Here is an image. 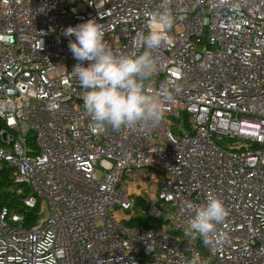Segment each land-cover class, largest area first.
Masks as SVG:
<instances>
[{"label": "built area", "instance_id": "1", "mask_svg": "<svg viewBox=\"0 0 264 264\" xmlns=\"http://www.w3.org/2000/svg\"><path fill=\"white\" fill-rule=\"evenodd\" d=\"M161 2L0 0V264H264V0H167L157 125L84 108L64 29L95 18L139 55ZM210 194L206 245L185 229Z\"/></svg>", "mask_w": 264, "mask_h": 264}, {"label": "clouds", "instance_id": "2", "mask_svg": "<svg viewBox=\"0 0 264 264\" xmlns=\"http://www.w3.org/2000/svg\"><path fill=\"white\" fill-rule=\"evenodd\" d=\"M160 8L154 20L163 30L140 34L147 50L139 55L114 53L95 18L64 29V36L75 37L69 40L68 47L79 61L72 72L85 90L84 108L94 121L114 131L123 127L155 126L162 119V97L149 92L151 79L158 70V61L152 53L169 41L167 29L174 17L167 0H162ZM188 208L194 214L187 221L185 234H199L206 245L210 244L216 225L223 223L228 215L223 201L210 194L206 203H189ZM198 259L192 264H197Z\"/></svg>", "mask_w": 264, "mask_h": 264}, {"label": "trees", "instance_id": "3", "mask_svg": "<svg viewBox=\"0 0 264 264\" xmlns=\"http://www.w3.org/2000/svg\"><path fill=\"white\" fill-rule=\"evenodd\" d=\"M138 222H140V219H138L135 223H138ZM143 223L148 226V224H151L152 222H148V221L143 220Z\"/></svg>", "mask_w": 264, "mask_h": 264}, {"label": "rangeland", "instance_id": "4", "mask_svg": "<svg viewBox=\"0 0 264 264\" xmlns=\"http://www.w3.org/2000/svg\"><path fill=\"white\" fill-rule=\"evenodd\" d=\"M176 122H178V121H176Z\"/></svg>", "mask_w": 264, "mask_h": 264}]
</instances>
